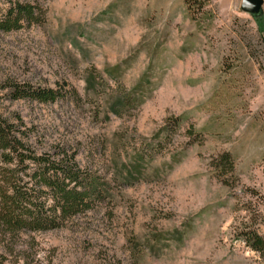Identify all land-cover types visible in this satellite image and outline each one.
I'll return each instance as SVG.
<instances>
[{
    "label": "rangeland",
    "instance_id": "obj_1",
    "mask_svg": "<svg viewBox=\"0 0 264 264\" xmlns=\"http://www.w3.org/2000/svg\"><path fill=\"white\" fill-rule=\"evenodd\" d=\"M19 1L45 20L0 32V116L111 190L61 229L0 240V264H263L236 228L244 194H264V13L242 0H206L195 20L185 0ZM9 83L68 93L12 101Z\"/></svg>",
    "mask_w": 264,
    "mask_h": 264
},
{
    "label": "trees",
    "instance_id": "obj_2",
    "mask_svg": "<svg viewBox=\"0 0 264 264\" xmlns=\"http://www.w3.org/2000/svg\"><path fill=\"white\" fill-rule=\"evenodd\" d=\"M185 3L193 20L207 6L206 0H185ZM44 20L45 12L38 4L18 0L7 9L0 7L1 33L18 32L25 25L31 27ZM65 88L9 83L3 89L9 90L6 96L12 101L29 100L48 105L64 99L68 93ZM120 98L113 105L114 113L119 115V108L133 102L127 96ZM16 121L17 124L0 116V240L7 244L25 233L61 229L72 218L105 202L111 190L103 177L82 170L76 154L68 148H56L52 154L40 153L31 144V131L23 119L18 117ZM190 134L194 136L192 131ZM217 168L223 176L235 172L234 156L223 153ZM229 184L224 181V185ZM248 192L242 197L245 201H241V210L245 216L236 228V235L264 264V237L260 232L264 225V194L250 189Z\"/></svg>",
    "mask_w": 264,
    "mask_h": 264
},
{
    "label": "water",
    "instance_id": "obj_3",
    "mask_svg": "<svg viewBox=\"0 0 264 264\" xmlns=\"http://www.w3.org/2000/svg\"><path fill=\"white\" fill-rule=\"evenodd\" d=\"M242 10L248 13L252 18H261L264 13V0H242Z\"/></svg>",
    "mask_w": 264,
    "mask_h": 264
}]
</instances>
